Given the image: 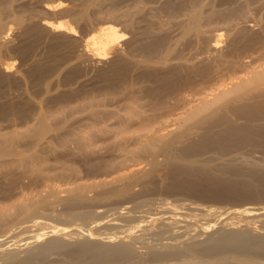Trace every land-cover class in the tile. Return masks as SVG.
Listing matches in <instances>:
<instances>
[{
	"label": "rangeland",
	"instance_id": "rangeland-1",
	"mask_svg": "<svg viewBox=\"0 0 264 264\" xmlns=\"http://www.w3.org/2000/svg\"><path fill=\"white\" fill-rule=\"evenodd\" d=\"M58 23L64 24L66 33L50 30ZM98 33L113 49L91 58L84 51L94 52L91 40ZM218 33L221 37L217 39ZM157 39H161L159 46L148 51L145 46ZM117 56L140 67L127 63L124 75H104L101 70H108ZM263 64L264 0H0V211L10 213L0 227V264H192L199 257L218 264H239L243 259L264 263V252L211 251L194 247L190 240L219 239L225 219L245 231L250 228L242 225L250 220L251 229L264 233V217L246 215L248 210L264 208V183L257 185L263 188L257 189L260 195L242 197L238 187L237 192L227 188L211 191L202 185L208 179L192 176L198 169L222 181L230 176L239 183L252 182L251 172L264 176V89L258 86L240 99H235V93L225 98L216 114H223L241 130L233 132L213 124L211 130L222 138L220 146L211 144L185 153L184 146L204 139L207 129L189 130L170 137L153 159L144 155L127 159L129 164L143 166L132 181L117 182L113 188L88 187L83 194L74 188L118 175L123 167L115 162L122 151L135 146L136 138L162 126L200 93L227 87L232 78ZM152 71L171 72L181 82L154 97L152 92L161 88V82L148 75ZM39 122L46 126L44 140L49 148L26 137V131ZM13 134L19 139L12 144ZM21 154L20 159L27 160L10 168L8 163ZM48 186L74 189L54 194ZM168 202L179 208L175 217L182 222L173 224L175 229L152 221L172 215L165 211ZM20 204L32 205L24 213ZM190 207L219 212L206 217ZM33 220L65 227V233L72 234L66 235L71 241L83 240L82 234L73 233L76 228L95 239L123 238L128 249L138 254L92 262L88 257L70 258L63 250L42 253L40 245L53 233L31 226ZM148 221L155 225L143 232ZM206 224L209 228L199 233V227ZM128 230L139 238L131 242L125 237ZM28 237L37 241H26ZM176 237L180 238L177 244L187 242L182 253L160 259L146 254L148 247L176 244Z\"/></svg>",
	"mask_w": 264,
	"mask_h": 264
},
{
	"label": "bare ground",
	"instance_id": "bare-ground-1",
	"mask_svg": "<svg viewBox=\"0 0 264 264\" xmlns=\"http://www.w3.org/2000/svg\"><path fill=\"white\" fill-rule=\"evenodd\" d=\"M49 28H50V30L60 29V30H63L64 31V24L58 23L56 26H51ZM98 35H99V33L97 34V37H95V38H93L91 40V43H92V45L94 47V52L91 53V52H89L90 50L88 51V49L84 51V53L86 55L90 56L91 58L102 57L107 52H110L113 49V45L110 44V43H108V42H106L108 40H103L101 37L98 38ZM216 37L218 39L219 37H221V34L218 33L216 35ZM160 42H161V39H157V40L153 41L152 43H150L148 46H145V48L148 51H153V50L156 49V47L159 46ZM217 43H218V40H216L215 43L213 44V48L214 49L217 48V45H218ZM126 59H123V57L117 56V59H115L114 61H112L111 66H110V68L108 70L107 69L106 70L105 69L104 70H101L102 73H104V75H106V76H108L107 73H110V74L112 73L111 75H115V76L116 75H124L125 72H126V70H127V68H128V64L127 63H130V64H132L134 66L140 67L139 66V63L137 64L136 62H130V61L126 60ZM2 69L4 71H8L7 66H5V67L3 66ZM202 71L204 72L205 70L202 69ZM148 75L150 77H152L153 79H156L157 81L161 82L160 83L161 84L160 85L161 88L158 87V89L156 88V90L155 91L153 90V92H152L153 93V96L154 97H157V98H159L158 96H159L160 92L163 89H169L171 87L174 88V87H176L181 82L180 79H174V78H172L173 77L172 76L173 74H171V72L170 73H164V72L160 73V72H153L152 71L151 73H148ZM229 81L230 82L227 85V87H220V88L218 87V89H216V91H214L212 93H200L199 96H197V97L195 96L196 98L190 99L188 101V107H186L185 109H183V111L175 114L171 118H168V120H166L162 124V126L157 127L153 132H151V133H144L141 136H139L138 138H136L135 143H134L135 146L132 147V148L126 149V151H124V152L122 151V154H120V160L118 162H115L116 165L123 167L122 172H120L118 175L113 176L110 179L101 180L99 182H90V183H80V184H77L74 187L75 190H80L79 193H82L83 194L84 191H85V189L88 188V187H96L97 188L99 186H111V188H113V187H115V185H116L117 182H130V181H132L134 178H136L137 176H139L142 173L143 166L138 165V164H135V163L129 164L126 161L127 159H129L131 157H134V156H137V155H144V156H147V157H151L153 159V157H154L155 154L161 152L164 149V146L166 144V141L170 137L181 135L182 133H184L186 131H189V130L190 131L193 130L194 132L195 131L197 132V131H202V129L205 128V127L207 129V130H205L206 131L205 134L201 133V135L203 134L202 136H204V139H202V140H200V141H198L196 143H190V144L184 146L183 151L185 153H191L194 150H202V149H205L206 147H208L211 144L220 146L221 145V142H222L221 141L222 138L219 136L218 133H214L213 130H211L212 127H214V126L215 127L216 126L218 127V125L219 126H225V128H229L230 127L231 130L233 129L232 130L233 132H238L240 128L238 129L237 127H234V125L230 124L228 122L227 118L223 114H221V113L216 114V113L223 108L222 107L223 106L222 104H223L225 98H228L229 95H232L233 93H235V96H234V97H236L235 99H240L241 96H245V94H247L250 90L255 89V86H258L260 90H263L264 89V64L261 65V66L259 65L256 68H252L246 74H244V75L242 74L240 76H237L236 78H232ZM256 89H258V88H256ZM141 91H142V89H141ZM184 97H186V95ZM248 114H250V112ZM209 118H212L210 120V122L208 124H203V121L204 120H207ZM213 124H214V126H213ZM248 127H247V129L250 128V127L249 128ZM262 127L264 129V126H262ZM235 128H237V129H235ZM46 134H47L46 126L42 122L37 123V125H35L33 128H31V129H29V130L26 131V137H27L28 140L32 141L33 143L39 142L40 145L49 148V143L44 140V139L47 138L46 137ZM231 134L233 136V133L232 132H231ZM234 135H236V134L234 133ZM15 138L19 139V135L18 134L11 135L10 138H9L10 139V142L12 143L13 142V139L15 140ZM126 147H128V145ZM32 152H34V151H32ZM115 154H117V153H115ZM30 155H29V157H30ZM22 156H23V154H21L19 157L17 156V159H14L13 160L14 162H10V164L8 163V166L11 165L10 166V168H11L13 164H14L13 166H15V163L16 164L17 163H20L21 164V162L23 161V159H20V158ZM0 158H1V156H0ZM29 160H31V159H29ZM25 161H23V162H25ZM111 168L113 169L114 166L112 165ZM192 176L193 177H196V178L198 177V180H200L201 178L208 179L209 182L207 184L205 182V184L203 183L202 185H206L207 187L210 188L211 191L213 190V191H219L220 192L221 190H225L224 188H227L228 191H236L237 190V187H238L239 191L237 190L238 192L237 191L236 192L237 193H239V192L241 193L242 192L241 195H240L242 197H245V196H248V197L251 196L252 197V196H258V195H260L259 194L260 192L258 190H261L262 187L258 189L257 188L258 187L257 185L264 183V176H260V175H258L257 173H254V172H251L252 182H248V183L247 182L246 183L245 182H243V183L236 182V181H239V180L234 181L233 178L232 179L229 178L230 176H228V177L226 176L228 179H224L222 181L220 179V177L218 178L217 176H213V175L207 173V170H204V169L195 170V172H194V174ZM190 179H192V178L190 177ZM249 181H251V180H249ZM222 182H224V186L222 185L223 184ZM254 182H257V183L255 184ZM179 183L177 185H179ZM185 183H187V182L185 181ZM198 183H200V182H198ZM195 185H197V184H195ZM67 187L59 188V187H55V186H48V190H49L48 192L49 193H54V194H60V192H67V193H69V192H71L74 189L72 187L71 188H67ZM199 187H203V186H199ZM242 189H243V191H242ZM207 190H205V191H207ZM210 194H212V193H210ZM216 194L217 193H215V195ZM211 196L213 197V194ZM216 198H217V196H216ZM219 198H221V197H219ZM190 204L191 203H189V205ZM31 205L32 204H30V205L22 204L20 206V208H22L23 209V212L25 213V211ZM163 205H165V204H163ZM176 206H177V204H176ZM161 207H163V206H161ZM177 207H179V206H177ZM185 207H186V205L184 206V208ZM16 208L17 207L14 208L15 211H16ZM176 209L178 210L179 208H175L174 205H171V203L169 205V202H168V204H166L165 211L171 213L172 215H170L168 217H163V216L160 217L159 216L160 218H154L152 221H157L158 220L159 223H161L162 225H164V227H167V228L168 227H171L173 224H176V223L177 224L178 223L181 224L182 221L178 220L175 217V213H176L175 211H176ZM189 209L190 210H196V211L200 210L201 212H204L206 214V217L208 215L210 217L211 214H215V213H218L219 212L218 210H214V209H210V208L203 209L202 207L201 208H199V207H190ZM189 209H187V210L189 211ZM160 210L163 211L162 209H160ZM180 210H182V208ZM262 211H263V213H260L259 215L256 214V213L262 212ZM193 213H195V212H193ZM95 214H96V212H95ZM102 214H104V213H102ZM201 214H203V213H199V214H197V216L198 215L200 216ZM233 214L236 216L237 215V212L234 211ZM54 215H56V214L54 213ZM157 215H159V214H157ZM246 215H251L252 218L253 217L254 218L264 217V208L261 207V208H257V209L248 210L247 213H246ZM9 216H10V213H8V209L6 211L5 210L4 211H0V227L3 226L6 223L7 219H9ZM15 216H16V214H15ZM185 216H186V213H185ZM57 217L59 218V217H61V215L57 213L56 218ZM225 220H226V222L220 228L222 234H221V236H218V238L220 237L219 239H216V237H214L213 239H211V236H210V238H208L205 241H198L196 239H193V237H192V239H190L192 241V245L194 247L199 248V249H205V250H211V251L221 250V249H226V248H237V249H241V250H257V251H260V252H264V233H259V232H257V230L251 229V225L249 224L250 223V220H247V221L246 220H243V221H246L247 223L246 224L243 223L244 225H242V226L244 228H246V229H249L250 228L247 231H245V229L242 230L241 229L242 227L239 228V227L235 226L236 223L231 222V221L229 222L227 219H225ZM108 225L109 226H113L115 228L118 227L115 223H109ZM154 225H155V223H153L151 221H148L146 224H144L142 226V228H143L142 231L144 232V231L150 230V229H152L154 227ZM184 225L185 224H183L182 226L183 227H189L187 225L186 226H184ZM208 225L209 224H206L205 226H200L199 227V233H204L207 230L206 228H209V227H207ZM31 226H34L36 228H39V230L40 229L41 230L46 229L47 230L46 232L53 233V236L50 239H48L45 244L40 245L41 246V249H42V253H44L43 251L50 252L52 250L53 251H55V250H59V251L60 250H63L64 253L66 252V255L71 256L70 258H73V257L75 258L76 257V259H78V257H79V259H80V257H81V259H82V257H88L89 259L93 260L92 262H94V261H96V262L99 261L100 262L102 260H105L106 261V259H108V260L109 259H112V260L113 259H116V260L117 259H122L125 256H129V255L135 254L134 252H136V255L138 254L136 250H133L132 249L133 251H130L128 249L127 244H126V239L124 240L123 238H120V240H118V241L111 240L109 238L110 236L109 237H106V238H104L105 237L104 236L103 239H101V238L95 239L96 237L93 238L91 236V234H84L86 231L82 233V232L79 231V228L78 229L76 228V229H74L73 233L82 234L83 235V240L82 241H79L77 239L75 241H71L70 239L66 238V235L68 233L67 232L65 233V229H66L65 227H62V226H52L49 223H47L46 221H42V220H33V225H31ZM175 226L174 227L172 226L173 229L176 228ZM190 227H192V226H190ZM197 227L198 226H196V228ZM29 228L30 227H26L25 228V231L26 230L28 231ZM179 229H180V227H179ZM187 229H188V233H191L189 231V228H187ZM190 229L193 230V227L190 228ZM159 230L160 229H158V232L162 231V230H160V231ZM179 231H181V230H179ZM163 232H166L167 233V231H163ZM10 233L11 232H9V234ZM122 233L120 232V234H122ZM130 233H133V232L131 230H128L127 233H126V235H125V237L126 238H129V240L131 242H134V240H136V239L139 238L136 234L131 235ZM168 233L170 234V236L172 235L171 234L172 232L171 233L168 232ZM173 233H174V231H173ZM181 233L183 234L185 232L181 231ZM192 233L194 235V232H192ZM185 234H186V236L187 235L189 236V234H187V233H185ZM70 235H72V234H70ZM70 235H67V236H70ZM178 235H179V233H178ZM174 237L175 236H173V239H174ZM176 238H179V237H176ZM25 239H26V241H29V240H36L37 241L36 238H31V237H28V238H25ZM140 240L141 239H139V241ZM179 240H180V238L178 239V241H176V244L171 243V244L165 245V246H159V247H156L155 246V247H153V246L150 245L151 247H148V249L146 250V254L149 255V256H152L154 258H159V259L161 257L163 258V257L168 256V255L169 256H173V255H176V254H180V253H182L183 246L185 244H187V242L186 243H183V244H179V243L177 244V242H179ZM183 241L184 240H182V242ZM1 244H2V241L0 240V245ZM146 246H149V245H146ZM38 248H34V249H38ZM38 251H39V249H38ZM63 251H61V252H63ZM14 252H16V251H14ZM6 254H9V252H7ZM10 255H12V254L11 253L9 254V257L11 258ZM15 255H17V254L15 253ZM15 255H14V257H16ZM38 255H41V254H38ZM32 256L33 255H31V257ZM169 256H168V258H169ZM171 258H170V260H171ZM8 259L9 258H7V260ZM13 259H15V258H13ZM13 259H10L9 261L11 262ZM38 260L36 258V261H38ZM40 260H42V259L40 258ZM68 260H69V258H68ZM64 261H65V259H64ZM239 262H240L239 264H254V262L252 263L249 259H245V260L243 259V260H241ZM189 263L190 262L183 261L181 263L179 262V263H176V264H189ZM191 263L192 264H218V263L209 262V261L203 259L202 257H199V259H196L195 261H193ZM262 264H264V263H262Z\"/></svg>",
	"mask_w": 264,
	"mask_h": 264
}]
</instances>
